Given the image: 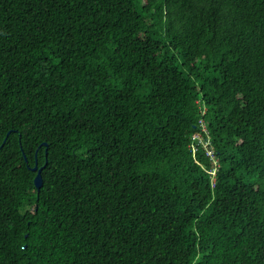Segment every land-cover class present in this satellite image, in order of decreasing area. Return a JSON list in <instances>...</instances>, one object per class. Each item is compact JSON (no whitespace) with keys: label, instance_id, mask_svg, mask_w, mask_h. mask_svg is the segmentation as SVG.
I'll use <instances>...</instances> for the list:
<instances>
[{"label":"trees","instance_id":"trees-1","mask_svg":"<svg viewBox=\"0 0 264 264\" xmlns=\"http://www.w3.org/2000/svg\"><path fill=\"white\" fill-rule=\"evenodd\" d=\"M0 264H264V0H0Z\"/></svg>","mask_w":264,"mask_h":264},{"label":"built area","instance_id":"built-area-1","mask_svg":"<svg viewBox=\"0 0 264 264\" xmlns=\"http://www.w3.org/2000/svg\"><path fill=\"white\" fill-rule=\"evenodd\" d=\"M199 123L201 126V130L193 136L192 142L190 143V148L192 149L193 157L195 160L198 161L199 151H200L198 148L202 147L203 150L205 151L206 156L210 159V161H212L214 166L217 168L218 158L216 157L214 148L211 145V142L208 136L209 134H208L206 125L204 124V120H200ZM204 134L206 135L205 137H204ZM211 173H212V178L215 179L216 170L213 169Z\"/></svg>","mask_w":264,"mask_h":264},{"label":"water","instance_id":"water-1","mask_svg":"<svg viewBox=\"0 0 264 264\" xmlns=\"http://www.w3.org/2000/svg\"><path fill=\"white\" fill-rule=\"evenodd\" d=\"M33 170L37 171V175H36V177L34 179V183H35V186H36L37 190L40 191V189L43 186L42 168H38V166L36 165L33 168Z\"/></svg>","mask_w":264,"mask_h":264}]
</instances>
